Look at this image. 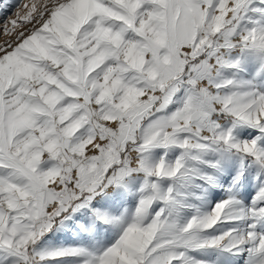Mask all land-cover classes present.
I'll use <instances>...</instances> for the list:
<instances>
[{
    "label": "snow or ice",
    "instance_id": "obj_1",
    "mask_svg": "<svg viewBox=\"0 0 264 264\" xmlns=\"http://www.w3.org/2000/svg\"><path fill=\"white\" fill-rule=\"evenodd\" d=\"M0 264H264V0H0Z\"/></svg>",
    "mask_w": 264,
    "mask_h": 264
}]
</instances>
